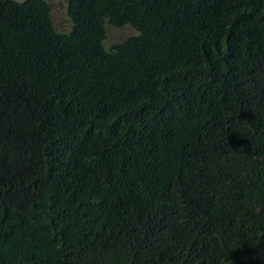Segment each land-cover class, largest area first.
<instances>
[{"label": "trees", "instance_id": "16d2710c", "mask_svg": "<svg viewBox=\"0 0 264 264\" xmlns=\"http://www.w3.org/2000/svg\"><path fill=\"white\" fill-rule=\"evenodd\" d=\"M51 10L0 0V264H264V0Z\"/></svg>", "mask_w": 264, "mask_h": 264}, {"label": "rangeland", "instance_id": "374dc122", "mask_svg": "<svg viewBox=\"0 0 264 264\" xmlns=\"http://www.w3.org/2000/svg\"><path fill=\"white\" fill-rule=\"evenodd\" d=\"M23 2L25 0H15ZM51 6V17L54 27L59 34H68L72 30V23L68 16L69 0H45ZM107 38L104 41L106 50H111L115 45L120 44L138 35L137 31L131 26L116 28L110 25L106 27Z\"/></svg>", "mask_w": 264, "mask_h": 264}]
</instances>
